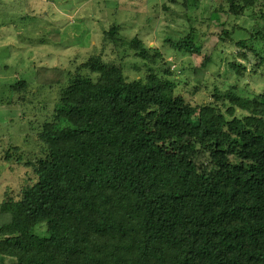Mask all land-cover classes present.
Here are the masks:
<instances>
[{
    "label": "trees",
    "instance_id": "obj_1",
    "mask_svg": "<svg viewBox=\"0 0 264 264\" xmlns=\"http://www.w3.org/2000/svg\"><path fill=\"white\" fill-rule=\"evenodd\" d=\"M202 1L181 0L189 32L166 40L172 50L199 55L197 29L214 24L222 40L235 41L243 29L219 16L264 2L206 0L219 6L204 12ZM255 38L235 46L257 54ZM101 45L110 58L130 49L148 74L128 82L116 64L123 58L91 56L77 69L45 67L34 83L9 86L8 104L55 85L60 95L38 126L42 158L23 165L36 180L0 202V264H264V94L215 89L216 102L193 106L177 94L171 67L163 75L151 68L165 58L158 49L152 55L116 24ZM192 71L201 92L205 72ZM13 157L8 151L5 161Z\"/></svg>",
    "mask_w": 264,
    "mask_h": 264
},
{
    "label": "rangeland",
    "instance_id": "obj_2",
    "mask_svg": "<svg viewBox=\"0 0 264 264\" xmlns=\"http://www.w3.org/2000/svg\"><path fill=\"white\" fill-rule=\"evenodd\" d=\"M180 3L181 0H0V202L7 190L9 196H19L22 189L36 180L32 170L23 165L42 158V143L36 136L38 126L50 115L48 103L52 111L60 95V87L55 85L53 89L39 90L25 105L8 104L11 84L21 79L34 83L36 75L45 67L77 69L91 56H100L106 62L123 58V64H116L122 67L128 82L144 79L148 74L147 66L130 49L121 48L114 58L108 55L110 49L103 50V34L114 24L120 26L126 39L142 40L152 55L155 49L164 54L165 58H158L151 68L163 75V70L171 67L175 75L170 80L176 82L177 94L193 106L216 102L215 89L224 92L235 87L241 96L248 98L264 94L261 60L264 40L260 38V33H264L261 19L264 2L237 18L219 16V23L228 19V29L232 25L243 29L235 41L222 40V28L215 24L208 30L197 29L202 36L195 40L201 45L199 55L177 52L166 42L168 38L184 37L189 32ZM201 4L204 12L219 6L206 0ZM201 15L202 12L198 13V18ZM250 37H256L251 48L257 54L235 46L236 40ZM241 53L246 57L240 56ZM205 58H210V62L204 68ZM233 64L244 68L246 73L237 75ZM196 68L205 72L206 89L201 92L193 83L192 70ZM8 151L14 154L10 164L5 161ZM40 232L44 230L41 228ZM6 263L12 264L13 260L7 258Z\"/></svg>",
    "mask_w": 264,
    "mask_h": 264
}]
</instances>
